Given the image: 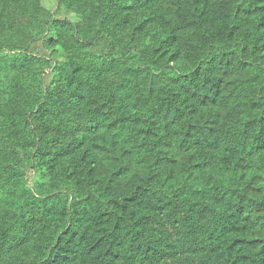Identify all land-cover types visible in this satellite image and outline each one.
<instances>
[{
    "label": "trees",
    "instance_id": "obj_1",
    "mask_svg": "<svg viewBox=\"0 0 264 264\" xmlns=\"http://www.w3.org/2000/svg\"><path fill=\"white\" fill-rule=\"evenodd\" d=\"M43 1L0 0V264H264V0Z\"/></svg>",
    "mask_w": 264,
    "mask_h": 264
},
{
    "label": "rangeland",
    "instance_id": "obj_2",
    "mask_svg": "<svg viewBox=\"0 0 264 264\" xmlns=\"http://www.w3.org/2000/svg\"><path fill=\"white\" fill-rule=\"evenodd\" d=\"M43 6L52 14L55 18H71L73 20H76L75 15L73 12L69 9H67L65 6H62L59 4L58 0H44ZM52 37L51 33H47L46 36H44L42 39H39L35 42H31L28 44V50L29 53L35 55L39 58L42 63L47 65L49 67L48 74L45 76L46 83L49 84L53 78L54 72H53V65L57 63L60 59H64L65 56H67V53H65L60 46H52L49 43V38ZM3 50H8L10 46H1ZM108 49V43L105 41H101L97 43V45H94L90 48L92 51L100 52L105 51ZM22 51L17 50L15 53H21ZM86 124L85 121L82 122V126L84 127ZM37 179V175L35 173L29 174V180L30 183H33Z\"/></svg>",
    "mask_w": 264,
    "mask_h": 264
}]
</instances>
